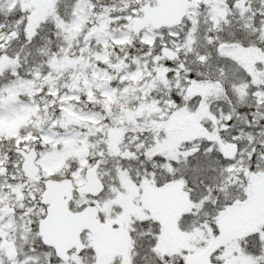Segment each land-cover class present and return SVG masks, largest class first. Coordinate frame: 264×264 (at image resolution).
Instances as JSON below:
<instances>
[{
	"label": "snow or ice",
	"instance_id": "1",
	"mask_svg": "<svg viewBox=\"0 0 264 264\" xmlns=\"http://www.w3.org/2000/svg\"><path fill=\"white\" fill-rule=\"evenodd\" d=\"M0 264H264V0H0Z\"/></svg>",
	"mask_w": 264,
	"mask_h": 264
}]
</instances>
